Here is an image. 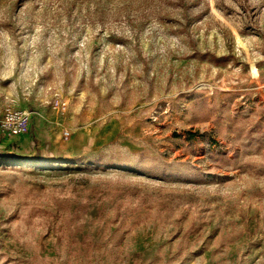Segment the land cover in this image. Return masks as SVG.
I'll return each mask as SVG.
<instances>
[{
  "label": "rangeland",
  "instance_id": "rangeland-1",
  "mask_svg": "<svg viewBox=\"0 0 264 264\" xmlns=\"http://www.w3.org/2000/svg\"><path fill=\"white\" fill-rule=\"evenodd\" d=\"M10 108L0 264H264V0H0Z\"/></svg>",
  "mask_w": 264,
  "mask_h": 264
},
{
  "label": "built area",
  "instance_id": "built-area-1",
  "mask_svg": "<svg viewBox=\"0 0 264 264\" xmlns=\"http://www.w3.org/2000/svg\"><path fill=\"white\" fill-rule=\"evenodd\" d=\"M31 118V112L26 109L10 108L0 120V128L12 135L25 134L30 131Z\"/></svg>",
  "mask_w": 264,
  "mask_h": 264
},
{
  "label": "crops",
  "instance_id": "crops-1",
  "mask_svg": "<svg viewBox=\"0 0 264 264\" xmlns=\"http://www.w3.org/2000/svg\"><path fill=\"white\" fill-rule=\"evenodd\" d=\"M8 135L5 137L4 141L2 142L1 146L9 145L12 141H19L20 146L23 148H28V152H36L37 150L34 148L35 142L32 141L31 135L29 133L20 134V135H12L10 133H7ZM66 145H68L70 148L71 146L68 142H65ZM66 145H63L62 142L58 143L57 146H52L50 148L51 151H54L56 153H62L65 152L69 147ZM70 150V149H69ZM24 152V150H22ZM26 152V151H25Z\"/></svg>",
  "mask_w": 264,
  "mask_h": 264
}]
</instances>
